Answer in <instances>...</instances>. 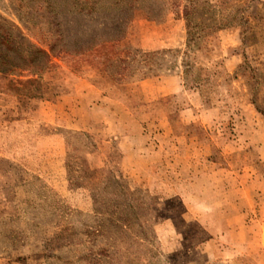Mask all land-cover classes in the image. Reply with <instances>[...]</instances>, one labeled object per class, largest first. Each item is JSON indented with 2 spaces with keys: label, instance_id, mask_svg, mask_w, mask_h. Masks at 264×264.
<instances>
[{
  "label": "rangeland",
  "instance_id": "obj_1",
  "mask_svg": "<svg viewBox=\"0 0 264 264\" xmlns=\"http://www.w3.org/2000/svg\"><path fill=\"white\" fill-rule=\"evenodd\" d=\"M20 5L0 33L48 49ZM197 8L231 24L201 49L139 10L119 42L0 72V264H264V0Z\"/></svg>",
  "mask_w": 264,
  "mask_h": 264
},
{
  "label": "trees",
  "instance_id": "obj_2",
  "mask_svg": "<svg viewBox=\"0 0 264 264\" xmlns=\"http://www.w3.org/2000/svg\"><path fill=\"white\" fill-rule=\"evenodd\" d=\"M21 3L24 5L19 6V18L24 22L38 20L49 37L48 49L18 46L12 35L0 33V72L6 75L17 70L37 75L47 70L54 58L84 56L103 44L119 42L126 37L139 10L153 21L172 12L184 18L189 49L192 46L201 49L204 39L231 27L220 20L198 21L197 0H187L183 9V0H21ZM24 8L27 10L22 11ZM118 63L130 64L126 59Z\"/></svg>",
  "mask_w": 264,
  "mask_h": 264
}]
</instances>
